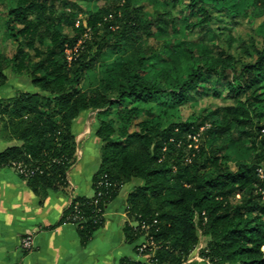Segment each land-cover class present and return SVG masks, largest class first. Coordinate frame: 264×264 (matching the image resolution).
I'll return each mask as SVG.
<instances>
[{"label":"trees","instance_id":"trees-1","mask_svg":"<svg viewBox=\"0 0 264 264\" xmlns=\"http://www.w3.org/2000/svg\"><path fill=\"white\" fill-rule=\"evenodd\" d=\"M77 1L8 0L5 28L15 49L0 53V88L13 94L0 98V141L11 145L0 153V169H13L36 195L67 191L77 149L72 123L81 112H97L93 196H73L60 220L76 227L83 247L129 185L126 214L136 226H125V239L136 244L147 236L154 246L144 253L147 263L118 264H183L199 233L207 264H264V20L262 48L236 69L223 50L149 42L162 20L144 21L132 0H103L76 25ZM165 1L187 4L190 27L205 26L211 10L264 12V0ZM217 81L232 106L165 125L147 112L136 122L155 98L183 104L190 91Z\"/></svg>","mask_w":264,"mask_h":264},{"label":"crops","instance_id":"crops-1","mask_svg":"<svg viewBox=\"0 0 264 264\" xmlns=\"http://www.w3.org/2000/svg\"><path fill=\"white\" fill-rule=\"evenodd\" d=\"M3 89L0 88V98L12 96L11 87L9 96H2ZM96 113L81 112L72 123L75 140L83 131L85 137L80 144L76 143V162L67 174L71 193L68 189L36 195L13 169H0V264H118L122 258L144 261L134 251L138 242L129 244L124 236L126 225L136 226L126 214L129 185L106 208L102 228L93 233L85 247L74 225L60 223L73 196H93L92 177L100 147L95 135L99 124ZM10 145L0 141V153ZM29 235L33 248L25 252L20 248V240Z\"/></svg>","mask_w":264,"mask_h":264},{"label":"rangeland","instance_id":"rangeland-1","mask_svg":"<svg viewBox=\"0 0 264 264\" xmlns=\"http://www.w3.org/2000/svg\"><path fill=\"white\" fill-rule=\"evenodd\" d=\"M108 2L123 4L124 0H108ZM76 4L81 12L76 20V25H78L85 24L87 12L102 7L104 1L97 0L93 3H87L80 0ZM132 5L139 8L144 21L156 16H159L162 20L160 24L153 25L151 28L152 36L149 42H164L169 45L177 41H185L195 45H204L213 53L223 50L233 56L236 69L243 64L253 63L255 51L262 48V35L258 32L264 20V12L261 9H254L237 17H232L225 12L211 10L209 11V22L205 26L190 27L187 20L189 11L185 2L172 4L165 0H132ZM8 7V0H0V53L10 56L13 54L15 47L5 28L9 21ZM126 55H119L118 59L123 60ZM3 88L5 93L2 96L11 95L9 93L10 86ZM154 100L141 107V114L136 122L144 120L147 112L159 116L162 124L165 125L170 122L178 123L196 117L210 106H232L231 101L227 98V90L219 81L205 91H190L187 100L183 104H172L167 97L162 96ZM90 118H94V116L91 115ZM105 120H108V118H105ZM83 128L86 129V126ZM84 137L83 131L76 138V143L80 144ZM238 199L239 196L236 197V200ZM198 236L199 243L185 263L188 261L189 263L192 261L190 264L208 263L200 256V253L206 248L207 239L200 233Z\"/></svg>","mask_w":264,"mask_h":264},{"label":"built area","instance_id":"built-area-1","mask_svg":"<svg viewBox=\"0 0 264 264\" xmlns=\"http://www.w3.org/2000/svg\"><path fill=\"white\" fill-rule=\"evenodd\" d=\"M70 193L71 190L69 189ZM142 229H147L146 226H143ZM154 246L153 242L151 240H149L147 238V236H145L143 238V240L141 242L138 243L137 248H136V254L140 257L144 258L143 263H147L150 256L148 255H144V253H146V251H148V249H152V247ZM20 248L25 251V252H29L32 250L33 248V238L32 236H25L24 238H22L20 240ZM192 261H190L191 263ZM189 263V261H188Z\"/></svg>","mask_w":264,"mask_h":264}]
</instances>
